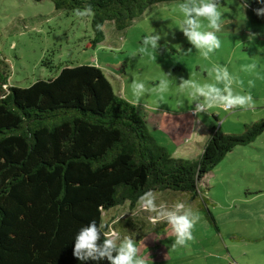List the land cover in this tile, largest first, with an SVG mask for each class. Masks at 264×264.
<instances>
[{"label": "rangeland", "instance_id": "obj_1", "mask_svg": "<svg viewBox=\"0 0 264 264\" xmlns=\"http://www.w3.org/2000/svg\"><path fill=\"white\" fill-rule=\"evenodd\" d=\"M183 2L152 4L123 30L117 29L114 21H106L105 39L93 46L91 15L81 18L74 11L57 9L52 0H0V53L9 64L10 83L27 87L38 79L55 77L67 64L100 66L116 92L137 106L157 141L174 151L166 137L153 128L148 115L173 118L175 112L192 111L193 98L189 89H181L180 78L201 85L215 83L211 70L219 65L236 78L233 92L250 94L255 107L226 112L215 106L208 113L195 115L191 117L195 121L191 139H204L213 127L242 133L245 124L264 119V21L253 19L241 0H220L222 28L216 35L221 46L205 59L179 29L184 19L179 5ZM201 24L203 30H210L206 19L201 18ZM154 32L162 35L157 49L149 47L140 53L143 39ZM249 32L258 35L248 38ZM252 63L256 68L245 71L244 66ZM161 79L168 81L163 93L156 91ZM133 81L143 82L149 90L139 99L133 95ZM194 140L192 151L184 148L174 155L197 158L202 150ZM200 187L220 231L200 206L202 198L190 202L184 192L154 191L157 203L171 205L182 200L198 212L200 220L186 246L173 247L170 227L166 223L153 225L138 203L131 206L127 201L105 211L104 223L121 237L130 236L146 264H264V133L229 152L205 175Z\"/></svg>", "mask_w": 264, "mask_h": 264}, {"label": "trees", "instance_id": "obj_2", "mask_svg": "<svg viewBox=\"0 0 264 264\" xmlns=\"http://www.w3.org/2000/svg\"><path fill=\"white\" fill-rule=\"evenodd\" d=\"M52 1L68 11L91 6L96 46L105 39L97 25L114 21L123 30L150 5L174 0ZM241 1L264 21L254 11L264 5ZM262 133L264 119L239 134L213 127L197 158L176 157L100 66L67 64L55 77L21 87L10 83L0 53V264H97L73 255L79 229L91 220L108 229L105 211L127 201L134 206L148 190L202 198L220 231L200 183L235 147Z\"/></svg>", "mask_w": 264, "mask_h": 264}, {"label": "clouds", "instance_id": "obj_3", "mask_svg": "<svg viewBox=\"0 0 264 264\" xmlns=\"http://www.w3.org/2000/svg\"><path fill=\"white\" fill-rule=\"evenodd\" d=\"M257 2L264 5V0H257ZM219 3L220 0H184L179 5L184 16L179 29L205 59L221 46L220 39L216 35L222 28ZM245 7H247L246 4ZM254 11L258 16H264V6ZM74 14L83 18L93 13L89 5L83 9H75ZM201 18L208 21L207 28L210 30H203ZM97 29L102 31L103 25H97ZM256 35L258 34L249 32L248 38H255ZM161 36L160 32L147 35L142 41L143 47L139 50L140 53L146 52L149 47L157 49ZM174 36L173 33V38ZM191 50V48L188 49V51ZM136 54L134 53L129 59L134 58ZM256 66L252 63L244 66V70L251 71ZM211 71L215 74V83L201 85L191 79L180 78L181 89L190 90L194 104L192 111L196 116L200 113H208L215 106H221L226 112L236 108L254 109L255 104L250 94L233 92L232 85L236 82V78L229 73L227 67L217 65ZM249 84L251 85L252 82L249 81ZM167 88L168 81L161 79L156 91L163 93ZM148 91L143 82L133 81L132 92L137 99ZM157 200L158 195L153 190L144 192L138 198L139 210L149 214L148 219L153 225L166 223L170 227L175 237L173 247L186 246L193 238V227L200 220L198 212L182 200H177L171 205L163 201L157 203ZM106 229V225H98L95 220L82 226L75 236L73 255L79 261H95L97 264L104 260H107L108 264H146V259L139 255V249L130 236L121 237L118 232Z\"/></svg>", "mask_w": 264, "mask_h": 264}, {"label": "crops", "instance_id": "obj_4", "mask_svg": "<svg viewBox=\"0 0 264 264\" xmlns=\"http://www.w3.org/2000/svg\"><path fill=\"white\" fill-rule=\"evenodd\" d=\"M185 113H189V114L187 115ZM173 114H175L173 115V118L172 117L166 118L164 116L158 117V115L150 114L148 115L149 122L151 123L153 128H157L160 134L166 137V141H168L167 143L173 146L174 151L171 150L173 155L175 153L184 151L183 150L184 148H186L185 151H192V149L195 147L193 145L194 139L193 138L191 139L192 137L191 135L194 134L193 130H194L195 121L194 119L192 121L191 117L193 118V116L195 117V115L192 113V111H187V112L179 111L178 113L175 112ZM209 137L210 135L205 136L204 139L200 140L199 139L200 136H198V140H194V142L196 143L197 147L201 148L200 150L203 151L204 144L209 139ZM186 195H188L190 201V195L188 193H186Z\"/></svg>", "mask_w": 264, "mask_h": 264}, {"label": "built area", "instance_id": "obj_5", "mask_svg": "<svg viewBox=\"0 0 264 264\" xmlns=\"http://www.w3.org/2000/svg\"><path fill=\"white\" fill-rule=\"evenodd\" d=\"M192 113H193V111H192ZM194 114V113H193ZM195 115V114H194Z\"/></svg>", "mask_w": 264, "mask_h": 264}]
</instances>
